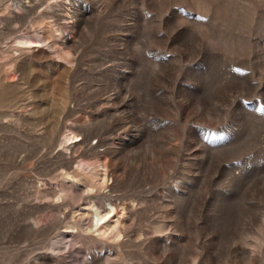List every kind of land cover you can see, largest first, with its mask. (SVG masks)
Wrapping results in <instances>:
<instances>
[{
	"label": "rangeland",
	"instance_id": "rangeland-1",
	"mask_svg": "<svg viewBox=\"0 0 264 264\" xmlns=\"http://www.w3.org/2000/svg\"><path fill=\"white\" fill-rule=\"evenodd\" d=\"M0 264H264V0H0Z\"/></svg>",
	"mask_w": 264,
	"mask_h": 264
},
{
	"label": "bare ground",
	"instance_id": "bare-ground-1",
	"mask_svg": "<svg viewBox=\"0 0 264 264\" xmlns=\"http://www.w3.org/2000/svg\"><path fill=\"white\" fill-rule=\"evenodd\" d=\"M21 44L23 46L27 47V48H29V47H34V48L39 47L38 45H35V43L31 42V41L23 42ZM75 138H73V136L70 137V135H68L66 137V139L70 140V141L75 139ZM105 177H106V175H105ZM109 205L111 206V209H107V207L106 208L104 207V208H102L100 210H96V212H95L96 213L95 214L96 221L95 222H94V220H92L89 224L88 223L87 224H85V223L83 224V221H81V220L77 221L75 223V229H79L81 231H88V232L92 231L93 233L97 234L98 239H96L97 240L96 242H99L101 244V241H100L99 238H105V237L107 238L108 236L111 235V233H113L116 230V228H115L116 225L112 222V219L116 216L117 209L113 206L112 203L109 204ZM85 233H87V232H85ZM93 237H94L93 240H95V236H93ZM120 237H121V231L117 230L112 237H108V240H110V239L119 240Z\"/></svg>",
	"mask_w": 264,
	"mask_h": 264
}]
</instances>
